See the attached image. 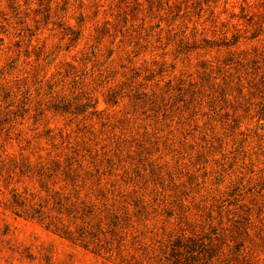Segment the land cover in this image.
<instances>
[{
  "label": "rangeland",
  "instance_id": "rangeland-1",
  "mask_svg": "<svg viewBox=\"0 0 264 264\" xmlns=\"http://www.w3.org/2000/svg\"><path fill=\"white\" fill-rule=\"evenodd\" d=\"M0 264H264V0H0Z\"/></svg>",
  "mask_w": 264,
  "mask_h": 264
},
{
  "label": "trees",
  "instance_id": "trees-1",
  "mask_svg": "<svg viewBox=\"0 0 264 264\" xmlns=\"http://www.w3.org/2000/svg\"><path fill=\"white\" fill-rule=\"evenodd\" d=\"M14 202L17 204V205H19V206H22V204H23V201L22 200H20V199H14ZM22 213H27V211L26 210H22L21 211ZM35 213L37 214V216H39V218H41L43 215H42V211H41V209H38V210H36L35 211ZM33 216V215H32ZM63 233H67V231H63ZM68 234V233H67ZM69 237H70V235H68Z\"/></svg>",
  "mask_w": 264,
  "mask_h": 264
}]
</instances>
